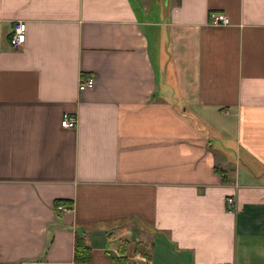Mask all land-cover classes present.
<instances>
[{
	"label": "crops",
	"instance_id": "obj_1",
	"mask_svg": "<svg viewBox=\"0 0 264 264\" xmlns=\"http://www.w3.org/2000/svg\"><path fill=\"white\" fill-rule=\"evenodd\" d=\"M226 263L264 264V0H0V264Z\"/></svg>",
	"mask_w": 264,
	"mask_h": 264
},
{
	"label": "built area",
	"instance_id": "obj_2",
	"mask_svg": "<svg viewBox=\"0 0 264 264\" xmlns=\"http://www.w3.org/2000/svg\"><path fill=\"white\" fill-rule=\"evenodd\" d=\"M208 22L213 25L217 24H226L228 23V17L221 12H211L209 14ZM25 40V21L23 20H16L13 24L12 31L9 35V42L12 47L18 48L23 44ZM94 84V79L91 76H83L79 80L78 89H84L88 87H92ZM60 123L62 126H74L76 123V117L73 114L64 113ZM226 204L228 209H234V199L232 196H228L226 199ZM57 208L59 209H66V206L63 204H58Z\"/></svg>",
	"mask_w": 264,
	"mask_h": 264
},
{
	"label": "trees",
	"instance_id": "obj_3",
	"mask_svg": "<svg viewBox=\"0 0 264 264\" xmlns=\"http://www.w3.org/2000/svg\"><path fill=\"white\" fill-rule=\"evenodd\" d=\"M221 171V170H220ZM57 202H62L65 203L62 199H57L56 200V204ZM122 244H120L119 246V251L122 253ZM90 248L89 245L85 242L84 237L80 236V235H75L74 237V251H73V257L75 260L77 261H87L89 259V255H90ZM143 254H147L146 251H143ZM120 260L123 263L127 262V259L123 256L119 257ZM227 264V263H226Z\"/></svg>",
	"mask_w": 264,
	"mask_h": 264
},
{
	"label": "rangeland",
	"instance_id": "obj_4",
	"mask_svg": "<svg viewBox=\"0 0 264 264\" xmlns=\"http://www.w3.org/2000/svg\"><path fill=\"white\" fill-rule=\"evenodd\" d=\"M172 256L169 258L171 260Z\"/></svg>",
	"mask_w": 264,
	"mask_h": 264
}]
</instances>
